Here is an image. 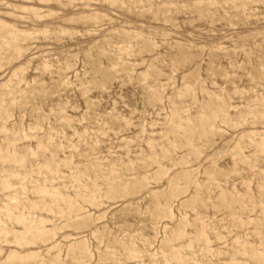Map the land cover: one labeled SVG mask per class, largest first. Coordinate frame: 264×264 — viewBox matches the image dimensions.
<instances>
[{
  "label": "rangeland",
  "instance_id": "374dc122",
  "mask_svg": "<svg viewBox=\"0 0 264 264\" xmlns=\"http://www.w3.org/2000/svg\"><path fill=\"white\" fill-rule=\"evenodd\" d=\"M0 264H264V0H0Z\"/></svg>",
  "mask_w": 264,
  "mask_h": 264
}]
</instances>
